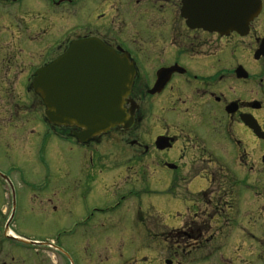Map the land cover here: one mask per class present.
Instances as JSON below:
<instances>
[{
    "label": "flooded vegetation",
    "instance_id": "1",
    "mask_svg": "<svg viewBox=\"0 0 264 264\" xmlns=\"http://www.w3.org/2000/svg\"><path fill=\"white\" fill-rule=\"evenodd\" d=\"M195 1L194 26L187 0H0V34L11 37L0 57V264H264V0ZM89 39L132 66L131 126L82 142L83 129L49 122L33 84ZM94 79L107 86L101 68ZM50 147L63 163L65 149L127 150L105 152L97 176L79 168L111 200L85 201L88 185L62 206L81 242L73 251L42 233V219H62L39 181ZM153 190L166 209L143 200ZM134 223L157 252L151 263L134 250Z\"/></svg>",
    "mask_w": 264,
    "mask_h": 264
},
{
    "label": "water",
    "instance_id": "2",
    "mask_svg": "<svg viewBox=\"0 0 264 264\" xmlns=\"http://www.w3.org/2000/svg\"><path fill=\"white\" fill-rule=\"evenodd\" d=\"M195 4V0H187L186 3L188 20L194 26ZM219 18L220 25L228 24L225 17ZM227 19L231 17L227 16ZM218 31L221 32L220 29ZM97 42L89 39L75 43L59 61L40 69L33 84L46 107L49 122L83 129L79 137L82 142L120 125L125 128L131 126L123 105L130 94L132 66L122 62L113 51ZM63 67L66 69L62 70ZM78 67L83 69L78 70ZM86 68L91 71L88 76ZM100 68L106 74V87L94 79ZM113 92L118 93L114 95Z\"/></svg>",
    "mask_w": 264,
    "mask_h": 264
},
{
    "label": "rangeland",
    "instance_id": "3",
    "mask_svg": "<svg viewBox=\"0 0 264 264\" xmlns=\"http://www.w3.org/2000/svg\"><path fill=\"white\" fill-rule=\"evenodd\" d=\"M11 35H13V33ZM4 37L5 35L0 34V57L3 56L4 47L8 45V43L6 44V41H9V39H11V37H5L8 39H5ZM14 41L15 39L12 40V42ZM2 67L3 65L0 62V80L3 77V74L5 73V70L4 72L3 70H1ZM16 71L17 70H15V67H13L10 70V74H11L10 88L17 87L14 85L16 83L17 73L19 71H17V73ZM42 111L43 114L45 115V110L43 109ZM5 127L6 126L2 124V126L0 127L1 132H4L3 129H6ZM0 150L2 154L1 145H0ZM65 150H66L65 157L70 158L69 161H65L64 163L62 161L59 162V160L54 161V158L56 157L55 149L54 147H50L47 150H45L43 154V159L45 163L43 164V166L39 167V170L42 171V178L39 179V181L40 182L43 181L46 183V189L44 190V193L49 192L50 189H52L54 195L51 198L53 201H58V206L60 207V210L58 211L57 215L59 217H62V219L56 224H52L50 221L42 219V224H43L42 233H43V237L45 238L53 235L55 231L57 235H61V241H63L65 246L69 248L71 251H73L72 249L73 246L77 249V246H80L81 242L76 240L74 237H71L68 231H66L69 224V218H68V213L66 212L65 209H62V206L67 205V203L65 202H68L69 200L81 199L78 197L79 192L88 188V185L93 186L92 185L93 183L90 182V180L87 177H85V175L88 172H84L83 169L79 171V168L84 166L86 162V166L90 165L91 168L89 169L90 175L97 176L99 172L104 169V167L103 166L101 167L100 164L103 163L102 156L105 154V152L115 151L120 154L122 152H127V150L125 151L123 148H119L117 150V147L115 148V150H111L110 148H107L105 152L97 153V157L94 158L92 157L90 159L88 157L87 159L85 157L83 158V154L85 153L84 151H78L75 149L74 150L65 149ZM65 165L67 166L65 167ZM33 168H34V164L26 165V169H33ZM32 179L33 180L36 179L34 175L32 176ZM100 186L101 185L99 183L96 184V187L93 186L92 188L93 191H91L92 192L91 195L83 199L85 201L90 202L92 205L94 203L102 205L107 201L111 200V198L105 197V194L100 191ZM48 197L50 196H44L42 201L45 202L48 199ZM143 200L153 205L165 204L164 207L165 209L169 203L168 201L169 197L166 194H163V191L160 192L158 190H153V192L145 194L143 196ZM162 213L163 212H160V214ZM115 217H117L116 219L121 221V225H123L124 232H128L127 237L131 238L130 232L133 224L131 215L121 211ZM166 218L162 217V220L165 221L167 220ZM170 221L171 219L169 220V222ZM133 226H134V250L135 252L138 253V256H140L141 258H148L149 262L151 263L154 257L157 256V252L151 250L148 246V243L144 245V243L147 241L144 229L140 225H137L135 223ZM90 230L93 229L91 228ZM128 246L129 248L131 247L130 241H128ZM93 248H95L94 245Z\"/></svg>",
    "mask_w": 264,
    "mask_h": 264
}]
</instances>
